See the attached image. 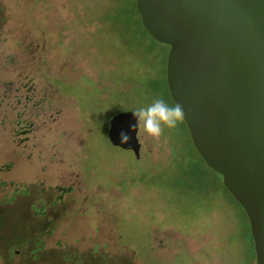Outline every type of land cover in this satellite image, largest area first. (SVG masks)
<instances>
[{"label": "rangeland", "instance_id": "1", "mask_svg": "<svg viewBox=\"0 0 264 264\" xmlns=\"http://www.w3.org/2000/svg\"><path fill=\"white\" fill-rule=\"evenodd\" d=\"M106 4L0 0V95L27 89L23 107H0V183L44 168L46 189L44 206L32 202L44 216L32 218L29 198L0 186V264H242L244 249L254 261L248 220L218 194L205 206L197 197L222 179L184 121L159 139L138 127L139 158L109 142L114 114L175 104L169 46L107 32L94 20ZM51 184L72 189L58 200Z\"/></svg>", "mask_w": 264, "mask_h": 264}, {"label": "water", "instance_id": "2", "mask_svg": "<svg viewBox=\"0 0 264 264\" xmlns=\"http://www.w3.org/2000/svg\"><path fill=\"white\" fill-rule=\"evenodd\" d=\"M134 4L146 32L169 46L170 97L183 108L195 150L244 210L254 263L264 264V0ZM137 131L133 112H118L108 140L139 158Z\"/></svg>", "mask_w": 264, "mask_h": 264}, {"label": "trees", "instance_id": "3", "mask_svg": "<svg viewBox=\"0 0 264 264\" xmlns=\"http://www.w3.org/2000/svg\"><path fill=\"white\" fill-rule=\"evenodd\" d=\"M101 1H106L107 4L103 9V11L100 13V15L97 18H94V20L101 25L105 24L107 28V32L111 33L113 32V30L120 32L123 31L124 34L129 35V37L136 38L141 42H144L146 41V38H149L155 43H157L143 28L140 22V17L136 11L135 5L133 4L134 0H101ZM212 182L213 180L211 181V184ZM215 194H218V196H216V199H219L222 202H224L230 209L232 207L233 208L235 207L236 214L241 219L247 220V216L244 210L231 196V194L226 190L223 184H219V186H203L202 189H200L199 195L197 197L202 198L201 202H204V206H205L207 205L208 201L213 200V196ZM244 239H245L244 237L240 236V240L242 242H245ZM242 264H254L253 257L252 259L251 257L249 258V256L245 254V249L243 252Z\"/></svg>", "mask_w": 264, "mask_h": 264}, {"label": "flooded vegetation", "instance_id": "4", "mask_svg": "<svg viewBox=\"0 0 264 264\" xmlns=\"http://www.w3.org/2000/svg\"><path fill=\"white\" fill-rule=\"evenodd\" d=\"M27 89L25 87H16V88H12V87H5L4 89V94L0 95V107L2 106V104L4 103V101L6 102L7 105L11 104L13 101L16 103L14 105V107H17L19 105H21L23 107V104L25 102H23V100H25V94ZM22 95V96H19ZM23 102V103H22ZM13 106V105H12ZM0 116H1V112H0ZM25 130H20V134L21 135H25ZM15 139V138H14ZM12 138V140H14ZM16 139H18V137H16ZM27 139V136H23V137H19V141L21 143H23L25 140ZM29 158V157H28ZM40 174H45V170L44 168H42ZM37 175V178L33 179L30 182H27L26 184H24L23 182H16V181H11V182H1L0 186L1 187H8V190H10V199L13 200L15 198H19L21 200H24L23 198H29V200L27 201V204H29V210H30V214L35 218H41L44 216V210L41 209H35L33 206L32 202H43V206L46 202V189L43 188V185L45 184V177L44 176H40ZM49 187V193L52 191V187L51 186H59L58 190L61 192L58 196V200L63 199L64 195L67 193H70L71 191V187L69 186H65V185H56V184H51L48 185ZM8 194V192H7ZM54 203H56L55 199H54ZM53 203V204H54ZM32 206V208H31ZM42 206V207H43ZM28 211V210H27ZM29 213V212H28Z\"/></svg>", "mask_w": 264, "mask_h": 264}, {"label": "clouds", "instance_id": "5", "mask_svg": "<svg viewBox=\"0 0 264 264\" xmlns=\"http://www.w3.org/2000/svg\"><path fill=\"white\" fill-rule=\"evenodd\" d=\"M133 114L138 120L139 130L142 129L147 136L154 139L161 137L164 127L175 129L178 123L185 120L183 108L178 103L169 106L162 98L154 100L147 107L135 109ZM120 136L122 143H127L129 137L123 132Z\"/></svg>", "mask_w": 264, "mask_h": 264}]
</instances>
